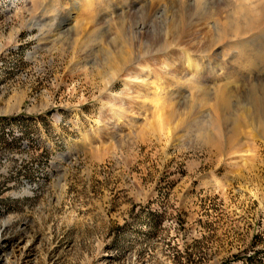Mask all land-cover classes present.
<instances>
[{
  "label": "rangeland",
  "instance_id": "1",
  "mask_svg": "<svg viewBox=\"0 0 264 264\" xmlns=\"http://www.w3.org/2000/svg\"><path fill=\"white\" fill-rule=\"evenodd\" d=\"M242 48L264 0H0V264H264Z\"/></svg>",
  "mask_w": 264,
  "mask_h": 264
},
{
  "label": "bare ground",
  "instance_id": "2",
  "mask_svg": "<svg viewBox=\"0 0 264 264\" xmlns=\"http://www.w3.org/2000/svg\"><path fill=\"white\" fill-rule=\"evenodd\" d=\"M184 5V4H183ZM252 8V7H251ZM182 9V8H181ZM212 14V13H211ZM137 19V18H136ZM192 19V18H191ZM71 20V16L70 17H66V19H65V25H68ZM193 24V23H192ZM222 24V23H221ZM175 26H177V25H175ZM127 27V26H126ZM143 28V27H142ZM145 28V27H144ZM211 28H213V27H211ZM210 27H209V29H211ZM68 29V28H67ZM149 29V28H148ZM66 30V29H65ZM176 30V29H175ZM183 30V29H182ZM182 30H180V31H182ZM67 31V30H66ZM70 31H71V29H70ZM151 31V30H150ZM165 31V30H164ZM190 31V30H189ZM215 31V30H214ZM172 33V32H171ZM177 33V32H176ZM199 35V34H198ZM220 36H219V40H220V38L222 37L221 35L222 34H219ZM192 36V35H191ZM194 37V36H193ZM173 38H174V36H173ZM195 38V37H194ZM152 39V38H151ZM156 39V38H155ZM171 39V38H170ZM193 40V39H192ZM235 40V39H234ZM117 41V40H116ZM119 41V40H118ZM172 41H174V40H172ZM171 41V42H172ZM212 41V40H211ZM215 41V40H214ZM221 41V40H220ZM170 42V43H171ZM213 42V41H212ZM211 42V43H212ZM209 43V42H208ZM207 43V44H208ZM215 43H216V41H215ZM218 43V42H217ZM153 44V43H152ZM155 44H157V45H161V44H163V40L162 39H158L156 42H155ZM154 44V45H155ZM169 44V43H168ZM164 45H166L165 44V42H164ZM211 45V44H210ZM179 46V45H178ZM175 47V46H174ZM179 47H181V46H179ZM212 47V45L209 47L208 46V48H211ZM166 48V47H165ZM182 48H184V47H182ZM205 48V47H204ZM207 48V49H208ZM129 50H130V48H128ZM201 49H202V47H201ZM200 48H199V50H201ZM124 51H125V49H123ZM122 50V51H123ZM148 50V49H147ZM122 51H120V52H122ZM191 52V51H190ZM255 52V51H254ZM124 55L121 57L122 59L120 60V62H118V64L119 65H122V67H124V68H126V67H128L129 65H131L132 64V62H133V60H134V56H133V54H132V56H133V58H131V54H130V51H129V54L127 53V49H126V53L124 52L123 53ZM218 55V54H217ZM115 57V56H114ZM117 57H120V56H117ZM241 59H244L245 60V62L244 61H240V63H242L239 67H240V70H246V71H249L250 73H253L259 66L257 65V63L259 64H261V62L262 63H264V56L263 57H256L255 56V54H253L252 52H249V51H247L245 48H242L241 49V54H240V56H239ZM138 58V57H137ZM109 59V58H108ZM133 59V60H132ZM195 59V58H194ZM193 58H192V56L190 55V53L189 52H186V60H187V62H188V66H190L192 69L191 70H193V74H199L200 73V70L202 69L200 66V62L197 60H194ZM107 60V59H106ZM110 60H111V58H110ZM112 61V60H111ZM115 61H113V63H114ZM135 62V61H134ZM137 62V61H136ZM117 63V62H116ZM115 64V63H114ZM134 64V63H133ZM117 65V64H116ZM116 65H114V66H116ZM119 65H117V66H119ZM142 65V64H141ZM117 66L115 67V68H117ZM121 68V67H120ZM141 71H143V68L141 69ZM175 71V70H174ZM120 72V71H119ZM207 72V71H206ZM115 73V72H114ZM118 74V73H117ZM121 74V73H120ZM114 75H116V74H114ZM131 76V75H130ZM137 76V75H136ZM135 76V77H136ZM207 78V77H206ZM128 79V78H127ZM141 82V81H140ZM197 82V81H196ZM219 82V81H218ZM229 84H230V82H228ZM220 85H222V84H220ZM228 85V84H227ZM226 86V85H225ZM250 87L246 90L245 89V91L244 92H240V94H239V96L240 97H242L243 99L244 98H246L247 100H250V103L252 102V105H251V107H247V108H251V109H249V110H247V111H249L250 113L249 114H251L252 116H253V121L255 122V124H257L258 125V127L260 128V130H264V78H255V80L253 81L252 80V83H251V85H249ZM231 87V86H230ZM244 89V88H243ZM217 91H216V93H217V96H216V102H214L215 103V105H214V109H215V113H216V118H215V123H216V125L217 126H219V127H221L222 125H223V120L219 117V114L221 113V112H224L225 114H229L230 116H231V120H234L233 121V133H234V135L237 137V135H239V126L242 124V118L241 119H239L238 118V120H236V119H232V114H233V110H232V108H231V104H230V101H229V99H227V96H228V91L225 89V88H217L216 89ZM207 94V91L206 90H204V95H206ZM173 106V105H172ZM193 106V105H192ZM201 107V106H200ZM213 109V110H214ZM176 110V109H175ZM244 110V109H243ZM248 114V112H244L243 114ZM240 114V113H239ZM246 114V116H248ZM246 117H244V119H245ZM253 121H252V123H253ZM246 122H247V120H246ZM250 124V123H249ZM208 136V135H207ZM235 136H233L232 135V138H231V140L230 141H232V140H234L235 138ZM210 138V137H209ZM208 138V139H209ZM207 139V138H206ZM212 139H214V138H212ZM236 140V139H235ZM210 141H211V138H210ZM233 142V141H232ZM235 142V141H234ZM233 142V143H234ZM212 143H215L214 141L212 142ZM230 143V142H229ZM231 144V143H230ZM235 144V143H234ZM232 145V144H231ZM234 146V145H233Z\"/></svg>",
  "mask_w": 264,
  "mask_h": 264
}]
</instances>
